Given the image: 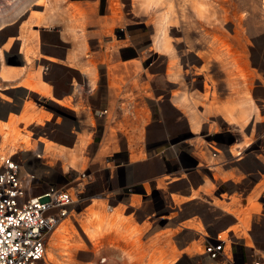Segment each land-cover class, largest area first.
<instances>
[{"label": "rangeland", "instance_id": "1", "mask_svg": "<svg viewBox=\"0 0 264 264\" xmlns=\"http://www.w3.org/2000/svg\"><path fill=\"white\" fill-rule=\"evenodd\" d=\"M14 1L0 0V26L9 20L11 21L15 16L18 19H23L28 13L34 15L39 12L34 10L41 9L40 6L35 5V2L20 0V10L17 13H10L8 7ZM39 1L44 2V0ZM75 1L90 10H92L91 5H97L96 12L91 17V23L86 25V31L90 35L96 31V37L91 39L92 46L101 47L104 52V58L102 59L103 72L101 74L104 78V65L113 67L112 69L110 68V73L117 77V87L115 88L122 96H124L125 90L129 89L128 79L130 77L135 79L133 85L134 95L130 102L136 104V111L141 114V122L148 128L141 129L142 134H126V132L119 131L118 133L112 129L113 133L105 137L90 134L88 136L91 142L89 145H86L81 150L67 149V151L71 154L74 153L76 156L83 155L84 161L82 165L78 162L70 166V161H65L64 156H58L55 151L47 152L43 157L39 158V162L47 166V168H42L47 173L46 176L42 177L44 181L69 187L76 194V202L71 207L69 214L56 226L48 238L44 264H130L128 257L133 255V253H128V249L116 245L118 237L114 231L107 234L102 233L96 239L84 233L83 221L88 217L89 212L93 211H101V213L107 214V219L110 223L115 222L117 217H120L123 221L121 227L126 225L131 228L133 225L139 226L137 223L141 222L140 227L144 226L145 230L140 235L135 234L136 236L132 239L138 237L137 243L141 247L140 241L147 245L152 238H157L156 244L162 247V253L160 248H155L154 253L156 255L154 258H156L157 262L162 260V262L167 264H230L223 258L210 260L203 254V243L205 242V237L209 236V234L203 229L202 221H205L212 214V211L202 207V205H207L206 199L208 195L217 204H223V201L215 198L216 195L224 193L223 197H225L226 193H228L225 191L232 189L230 178L243 182V177L231 176L229 179L228 177H220L219 181L217 179L218 182L215 180L213 183H208L209 187L205 191L202 189L203 192L195 191L200 194V199H184L182 201L181 198H184L181 195L183 192L182 183L175 175H167L165 178L160 176L154 182V179L149 181L150 178H147L148 176L145 174L140 181L134 182L133 180L127 181L125 176L122 175L112 173L110 176V170L115 171L118 169L121 162L126 159L128 152L131 160L146 159L152 156L160 160L164 157L166 158L165 153H161L157 148L163 146L161 144L165 143L166 140L177 138L188 131L189 138L186 137L185 140L190 139L193 147L196 142L202 148V146L209 143L215 146L220 144L228 145L239 142L244 138L250 143V146L246 148V151H248L253 144L255 147L252 149H256V146L263 142L262 136L257 134V130H262L264 127V88L261 86L264 82V12L261 6L262 0H160L159 3H152L150 0ZM148 1L150 3H147ZM196 6L205 15L200 16L199 11L195 8ZM165 15L167 16L164 22V26H166L165 34L171 41V47L176 54L177 66H174V68L177 75L173 71L170 72L171 74L169 73V64L167 66L169 55L159 53L158 49H156L157 47H148L153 39L155 25H159L162 28V18ZM171 15L175 16L174 20ZM4 41L5 29H1L0 46ZM201 43H203V46L205 44L208 45V48L199 47ZM218 46H222V48L228 46L236 50L238 53L237 59L234 56L214 55L213 52L217 50ZM200 52H204V55ZM233 59L238 64L233 67L234 72L232 74L226 66L228 64L231 65L230 62ZM203 63L210 64L209 73L214 75L217 83L218 101L231 93L234 95L239 93L240 100L245 101L247 106L249 105L250 119L246 126H239L238 128L230 124L227 125L219 119L218 115L200 118L199 124L195 125L189 119L188 109L171 97L170 91L175 89L176 91L173 92L175 96L180 95L182 97L187 95L190 100L194 101L193 108L191 104L192 110L202 111L206 104V102H201L205 89L202 83L197 86L193 84L199 81V67ZM5 64L15 65L12 61L2 59L0 61V72L2 71V65L5 66ZM115 64L121 65V69L118 70ZM135 64L137 65L134 66ZM124 65L127 69L124 68ZM43 69L47 71L45 68ZM53 70L56 72V69ZM201 74L207 75L206 72ZM227 74L230 77L229 80L226 79ZM237 78L246 84L250 82L251 85L246 87L240 85L232 88L231 81ZM167 81L171 83L169 84ZM29 84L31 85L30 82ZM11 86L4 82L3 74L0 73V110L4 105L6 106L3 103L4 101L7 100V103L15 102L14 97L18 91ZM29 91L28 97L25 98L26 104L29 107H35L40 114H43V118H47L40 124L35 122L24 123L17 116L20 112L18 114L10 113L9 117L0 116V125L5 122L9 125L16 120L13 124L16 126L18 133H21V138H27L24 135L29 136L28 146H30V141H34V139L39 137H46L51 140L53 138L58 141H64L65 139L68 141L66 142L67 144L71 143L72 138L64 134V128L61 126L64 121H71V112L65 109L62 110L50 103L41 97V94ZM199 97L201 98L199 99ZM152 100L157 105L159 113L165 118V127H163V124L158 123L159 117L153 116L149 102ZM171 102L176 105L175 109L171 107ZM187 103L189 104V100ZM103 114H106V112L101 113V115ZM212 121L214 123L217 121L216 129L210 128ZM152 124L156 125L152 126ZM253 125H255L254 132L251 133V136L246 137L248 128ZM209 132L212 135L220 132H230L233 138L226 141L221 139H218V141L207 140ZM195 137L198 138L196 139ZM98 139L99 141L100 139L104 140L99 144ZM211 141L214 142L212 143ZM34 144L32 143L30 148L22 146L20 150L16 151V155L20 156L22 154L23 156V153H26L25 156H29L30 154H27L26 151L33 150L36 146ZM53 145L55 148L58 147L57 144ZM179 149L181 150V157L184 159V150L183 148ZM154 150L156 151L154 152ZM9 154V140L3 141L0 135V156ZM200 156V152L197 151L193 154V157L197 160L200 159ZM173 158L182 167L177 168L176 171L186 172L184 170L188 168L183 165L187 163V160H184L183 163V159L180 160L177 156ZM197 164L198 162L195 161L190 167L195 168ZM191 179L196 184L200 182L197 175L191 176ZM221 179L226 182H221ZM159 181L160 185L158 186ZM143 182L153 184V188L149 184L145 185L147 193L143 191ZM224 183L226 184L224 185ZM38 190L40 188L35 189L33 193ZM117 190L121 194L116 193ZM152 192L162 201L161 206L163 208L167 206L168 212L163 215L171 213L170 224L166 220H159L162 214H157L154 200L149 197ZM170 192L175 193L178 198L177 201L173 202L170 199L168 196ZM130 197L134 200V206H127ZM166 197H169L171 202L168 203ZM231 199L238 204L240 210H247L249 207L250 200L248 199L246 207H244V199L240 197H232ZM197 201L199 203L194 205ZM120 202L126 203L123 213L125 215L128 214L127 222L118 209H114L113 212L109 211V209L112 210L119 205ZM260 209L261 207L259 206L257 212ZM249 212L248 221L254 215L252 214L253 210ZM193 213H197L202 221L198 218H193L192 221L186 224L181 223L186 216ZM214 215L220 216L221 214ZM220 218L222 219L217 220L213 230L209 229L214 234L218 232L215 228L217 229V226L221 223L225 224L235 221L229 215ZM100 222L101 225L104 224L102 221L98 222L95 220L93 225ZM185 225H189V228H186ZM101 228H104V226H101ZM231 228L235 233V237L232 231L230 233H222L221 237L225 238L229 233L235 243L236 240L234 238L241 237L242 234L241 231L237 230L239 227L232 226ZM261 228L263 230L264 225ZM110 229L115 230L114 228ZM168 229L171 230V237L165 240L164 232ZM188 233L192 235L189 236L187 235ZM124 234L127 237L126 233ZM243 235L247 237L245 233ZM168 244H174L175 246H172V249H167L169 248ZM236 246L238 245H232L233 251H235ZM140 247L138 252L142 251L141 254L150 249L148 246H144L142 249ZM228 247L227 244L226 248ZM144 253L143 261L144 264H147L148 256Z\"/></svg>", "mask_w": 264, "mask_h": 264}, {"label": "crops", "instance_id": "2", "mask_svg": "<svg viewBox=\"0 0 264 264\" xmlns=\"http://www.w3.org/2000/svg\"><path fill=\"white\" fill-rule=\"evenodd\" d=\"M29 1L35 2V5L40 6V10H34L35 12L39 11L36 12L37 14L30 15V13H28L23 19H18L15 16L11 21L9 20L7 23L0 26V30L5 29V41L0 46V61L5 59L6 61H12L15 64L2 65V71L0 73L3 74L4 82L12 85L11 87L16 88L18 92L22 89H26L24 83L30 82L31 87L39 90L36 91L32 89V93L41 94L42 96H39L43 97L50 103L56 105L62 110L65 109L70 111L71 121H64L61 126L64 128V134L67 137L70 136L72 140L71 143L67 144L66 142L68 141L65 139L64 141H58L53 138L51 140L50 138L39 137L34 139V141H30V146H28L25 141L22 142V140H19L17 145L20 143L24 147L28 146V148L32 147V143H35L34 145H36L33 150L26 151L28 152L27 154H30L27 158L32 162L37 161V163H39L37 167L41 171H43L42 168H47V166L44 165V163L39 162V159L33 157L35 152H39L41 158L45 153L55 151L58 156H64L65 161H70V166L78 162L82 165L84 161L83 155H78L79 157L74 153H72V155L67 149L81 150L86 145H89V143H91L88 137L90 134L102 135L105 137L113 133L111 129L116 132H126V134H142L143 132H141V129L144 130L147 126L141 122V114L137 113L136 104L130 102L134 95L133 85L135 79L133 77L128 79L129 89H127V91L125 90L124 96H122L115 88L117 87V77L110 73V68L112 69L113 67L104 65V78L101 74L103 72L102 59L104 58V52L101 47L92 46L91 39L96 37V31L91 35L86 31V25L91 23V17H93V14L96 12L95 9L97 5H91L92 10H90L75 0H44V2L39 0ZM263 8L264 6L262 4V11L264 12ZM171 18L174 20L175 16L171 15ZM157 22L159 23L158 20ZM160 31L163 34L166 31V26L160 28L159 25H155L153 39L148 47L156 48V46H158L156 39L161 36ZM199 47L208 48V45L205 44L203 46V43H201L199 44ZM228 50H231V53L233 52L231 56H234L235 58L237 57V51L233 50L231 47H228L227 50L226 48L223 50L226 55H228V53L230 54ZM159 53L165 55L170 54L169 50H160ZM200 53L204 55V52ZM230 63L231 65L228 64L226 67L233 74V67H236L237 64L234 65L232 62ZM125 65L124 68L127 69ZM136 65L137 64L134 66ZM115 66L118 70L122 67L119 64H115ZM43 68L47 71H44ZM209 68L210 64L203 63L199 67L200 73L206 72L208 77L199 74V81L193 84L197 86L202 83L205 89L201 102H206V104L202 111L194 109L197 112V115H195V111L191 109V104L187 105V102H184L180 95H174L173 92L176 91L175 89L170 91L171 97L188 109L189 119L195 125L199 124L200 118H208L210 115H218L219 119L227 125L230 124L231 126L238 128L239 126H246L250 119L249 105L247 106L245 101L240 100L239 93H235L236 95L231 93L218 101L216 90L217 83L214 75L209 73ZM53 69H56V72H54ZM115 75H117V73H115ZM226 79H230L228 74ZM170 81L167 82L170 84ZM172 81L174 82V80ZM240 85L246 87L251 84L250 82L246 84L238 78L231 81L232 88ZM261 86L264 88V82ZM14 98L15 101L16 96ZM200 98L201 97H199V99ZM21 100H18V102H22ZM15 102L14 104L9 103L13 104L11 107L4 105L0 110V116L9 117L10 113L18 114L22 109L23 103L16 102L17 105ZM149 102L152 107L153 116L159 117L160 120H158V123L163 124V127H165V118L159 113L157 105L154 104L153 100ZM170 105L172 108L176 107L172 102ZM102 110H106V114L101 115L100 112ZM24 113H29L35 117L36 120L30 123L35 122L40 124L45 118H47H43V114H40L35 107H30L29 110L24 111ZM44 115H46V113H44ZM216 123L217 121H215V123L212 121L210 123V128L216 129ZM153 125L156 124H152V126ZM254 129L255 125L252 127L250 126L246 132V137L251 136ZM257 132L258 135L262 136L263 142L256 146V149H252L255 147L253 144L248 151H246V148L250 146V143L247 140H244V138L239 142L228 145L220 144L219 146H215L209 143L202 146V148L201 145L197 144L198 142H196V145L194 143L193 147L190 139L185 140L184 138L182 139L184 141L178 144L173 142V138L168 139L165 143L161 144L163 146L157 148L161 153H165L166 158L164 157L160 160L159 158L152 156L146 159L131 160L128 152L126 159L121 162L118 169L115 171L110 170V176L112 173L115 175H122L125 176L127 181L133 180L135 182L140 181L142 177L147 174V178H150L149 181L154 179L155 182V179L160 178V176L165 178L167 175H175L182 183L181 188L183 192L181 195L184 196V198H181L182 201L184 199H200V194L195 191H205L209 187L208 183H213L215 180L217 181V179L219 181L220 177H228V179L231 176L237 178L243 177V182H239L240 180L235 181L230 178L232 189L225 191L228 192L225 197H223L224 193L216 195L215 198L219 201H223L225 204H217L209 195L207 199L205 198L207 205L204 204L202 207L210 209L213 214L209 215L205 221H202L197 213H193L186 216L181 223L186 224L192 221L193 218H198L203 222L202 227L205 232L209 234V236L207 235L208 237H215L217 234L221 235L222 233L227 232L230 233V231H232L235 237V233L231 227H239L237 230L241 231L242 236L234 238V240H236L235 243L233 241V244L230 246L228 245L229 247L226 248L227 255L239 259L246 258L252 253L262 254L264 253V229L262 230L261 228L262 225H264V127L262 130L258 129ZM186 133L188 134L189 131L182 134ZM209 134H207L208 138L213 140H215V137L222 141L233 138L230 132H220L213 135L209 132ZM195 138L197 139L198 137ZM25 139H29V136ZM103 140L100 139L99 141L98 139L99 144ZM211 142L213 143L214 141ZM53 144H57L58 147L55 148ZM38 147L41 150L38 149ZM179 148H183L184 150V152L182 151L183 156L185 157L184 159L181 157V150ZM155 151L156 150H154V152ZM196 151L200 152L201 155L198 160L193 157V154ZM16 153L17 152L14 154ZM23 154V156H25L26 153ZM175 156L179 157L180 160L183 159V163L184 160H187V163H184L183 165L188 168L184 170L186 172L176 171L180 165L173 158ZM195 161L198 162V164L195 168H191L190 166L193 165ZM194 175L199 176L200 182L197 184L191 179V176ZM221 182L226 181H222L221 179ZM146 184H149L151 188H153V184L143 182L142 187L145 191ZM225 184L226 183H224V185ZM159 185L160 181L158 182V186ZM116 193H120V191L117 190ZM168 196L173 202L178 200L173 192H170ZM149 197L154 200L157 214H162L160 217L161 219L159 220H166L170 224L172 217L171 213L163 215L168 212L167 206L163 208V206H161L162 201L155 194L152 195L151 193ZM169 197H166L168 203L171 202L169 201ZM232 197H240L241 199H244V207L247 205V199L250 200L247 210H240L238 204L232 201ZM100 200L107 203L102 199ZM197 203L199 202L197 201L194 205ZM125 206V202H120L119 205L115 206L112 210L109 209V211L113 212L114 209H118L127 222L128 214L125 215L123 213ZM127 206H134V200L131 199V197ZM259 206L261 209L257 212ZM250 210L254 211L252 213L254 215H252L250 221H248ZM214 214L221 215L216 216ZM227 215L233 217L235 221L227 222L225 224L220 222L221 224L217 226L218 228H215L218 232L215 234L212 233L210 230H213V226L216 225L217 220H220L222 219L220 217L224 218ZM140 223L141 222L137 223L139 226H131V228L137 231L138 235L145 230L144 226L142 228L140 227ZM247 224L249 225L248 227ZM185 226L186 228H189V225ZM229 233L228 235H230ZM243 233L247 235L250 242ZM164 234L165 240L169 239L171 237V230H166ZM187 235L191 236L192 234L188 233ZM156 239L152 238L147 245H144L140 241V249L144 246H152L153 249L160 248L161 251L162 247L156 244ZM234 244L238 245L236 246L235 251L232 250V245ZM168 245L169 248L167 249H172V246H175L174 244ZM130 251L135 256L140 250H134L131 248Z\"/></svg>", "mask_w": 264, "mask_h": 264}, {"label": "built area", "instance_id": "3", "mask_svg": "<svg viewBox=\"0 0 264 264\" xmlns=\"http://www.w3.org/2000/svg\"><path fill=\"white\" fill-rule=\"evenodd\" d=\"M46 174L27 157L14 154L0 158V264H44L52 230L75 204L71 188L44 181ZM227 244H233L228 234L225 238L220 234L207 236L203 254L230 264H264V253L239 259L228 256Z\"/></svg>", "mask_w": 264, "mask_h": 264}, {"label": "bare ground", "instance_id": "4", "mask_svg": "<svg viewBox=\"0 0 264 264\" xmlns=\"http://www.w3.org/2000/svg\"><path fill=\"white\" fill-rule=\"evenodd\" d=\"M160 0H150V2L152 3H159ZM149 1L147 3H150ZM170 3H169V7H170ZM264 6V5H263ZM198 11H199V14L200 16H203L204 12L201 11L197 6L195 7ZM10 13H17L19 10H20V0H15L9 7H8ZM167 18V16L165 15L163 18H162V26H164V22H165V19ZM0 19H1V16H0ZM167 34H165V32L160 36V37H157L156 39V43L158 44V46H156L158 48V50H164V51H168L169 50V61H168V64H169V73L173 71V73L175 75H177L175 73V68L174 66L176 67V54H175V51L174 49L171 47V44H170V40L168 38V36H166ZM213 37V36H212ZM197 44V43H196ZM223 44V43H222ZM217 48V47H216ZM219 48H222V46H218L217 50H214V55L216 56H226V57H229L232 55L231 53V50H228L230 52V54L228 53V55H226L224 53V49L226 48V50L228 49V46L227 47H224V49H219ZM234 50V49H233ZM217 51V53H216ZM237 59V58H236ZM232 63H234V65L238 64L237 61H235L234 59L231 60ZM171 68V69H170ZM172 73V74H173ZM171 74V73H170ZM201 74V73H200ZM174 75V76H175ZM207 76V75H206ZM177 78V77H176ZM24 87L26 89H22L21 91H19L16 95V102L17 103H23L22 104V109L20 111V113L17 115L19 120L21 119L22 122L26 123V122H32L35 119V117L29 113H24V111H28L29 110V105H27V101L25 98H27L28 96V91L29 90H36V91H39L37 88H34V87H31L29 83H24ZM26 96V97H24ZM24 97V98H23ZM184 102H188L189 100V104L187 103V105H190L192 104V108L194 106V101L193 100H190V98L185 95V96H182ZM22 99V100H21ZM192 99V98H191ZM18 100H21L22 102H18ZM7 101V100H6ZM6 101H4L3 103L6 104V106H13V104H9L7 103ZM57 101V100H56ZM9 102V101H8ZM16 103V104H17ZM18 105V104H17ZM31 106V105H30ZM191 108V109H192ZM15 110V109H14ZM22 115V116H21ZM195 115H197V113L195 112ZM196 120V119H195ZM197 121V120H196ZM5 122V121H4ZM14 122H16V120H14L13 122H11V124L7 125V123L5 122L3 125H0V135L2 136V139L3 141H7L9 140V151H10V154L9 155H14V153L16 152V150H20L22 145L19 143L17 145V142L21 139L22 142L25 141V143L28 144V139H24V138H21V133H18V130L16 129V126L13 124ZM189 134V133H188ZM188 134H182L180 136H178L177 138L173 139V142L175 143H182L184 140V138L186 137H189ZM24 137H28V135H24ZM170 142V141H169ZM45 143V141H44ZM45 146V145H44ZM38 149H40L38 147ZM41 150V149H40ZM28 153V152H27ZM8 156V155H6ZM41 154L39 152H35L33 157H39L40 158ZM3 157V156H0V158ZM24 158L26 156H23ZM32 157V156H31ZM30 157V158H31ZM37 158V159H39ZM35 165H39V163H37V161L35 162ZM25 166V163L24 165ZM22 169H26V167H22ZM144 193H146V191L143 189ZM155 193L152 192V195H154ZM153 197V196H151ZM67 216V215H66ZM65 216V217H66ZM61 218L59 219V221H57V224L55 225L54 229L56 228V226L65 218ZM102 221V223H104L103 225H101V222L100 223H97L96 225H93V222L94 221ZM123 223L122 219L120 217H117V219L115 220V222H112L110 223L107 219V214L105 213H101V211H93V212H89L88 214V217L85 218V220L83 221V228L85 229L84 230V233L87 234L88 236H90L91 238L93 239H96V238H99L101 236L102 233H108V232H111V231H114V233L117 235V239H116V245H120L121 247H125L126 249H128V253H131V248H133L134 250L138 249L140 247L139 243H137L138 241V237L132 239L134 236H136L138 233L135 229L133 228H130L129 226L127 227L126 225L122 226L121 227V224ZM101 226H104V228H101ZM110 228H114L115 230H112ZM53 229V230H54ZM118 229V230H117ZM52 230V232H53ZM51 232V233H52ZM127 235V237L125 236V234ZM136 234V235H135ZM51 235V234H50ZM221 236V235H220ZM48 242V240H47ZM46 247H47V243H46ZM150 247L149 251L147 250L146 255L148 256V260H147V264H162V263H165V262H157L156 261V258L155 257V249L152 248V246H148V248ZM142 252V251H141ZM141 252H138V254H136L135 256L134 255H130L128 257V261L130 262V264H144V261H143V253L141 254ZM144 253V254H145ZM45 254H46V249H45ZM45 254H44V258H45ZM167 264V263H165Z\"/></svg>", "mask_w": 264, "mask_h": 264}, {"label": "water", "instance_id": "5", "mask_svg": "<svg viewBox=\"0 0 264 264\" xmlns=\"http://www.w3.org/2000/svg\"><path fill=\"white\" fill-rule=\"evenodd\" d=\"M207 140H209V138H206ZM215 140L218 141V139L215 137Z\"/></svg>", "mask_w": 264, "mask_h": 264}]
</instances>
